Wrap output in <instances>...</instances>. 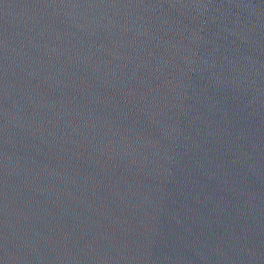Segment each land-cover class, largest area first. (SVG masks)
Masks as SVG:
<instances>
[{"label": "water", "instance_id": "water-1", "mask_svg": "<svg viewBox=\"0 0 264 264\" xmlns=\"http://www.w3.org/2000/svg\"><path fill=\"white\" fill-rule=\"evenodd\" d=\"M0 264H264V0H0Z\"/></svg>", "mask_w": 264, "mask_h": 264}]
</instances>
